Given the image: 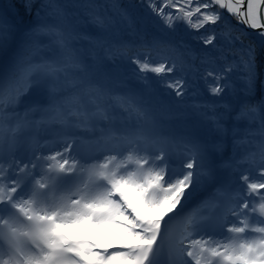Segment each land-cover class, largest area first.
I'll return each instance as SVG.
<instances>
[{"label": "snow or ice", "instance_id": "1", "mask_svg": "<svg viewBox=\"0 0 264 264\" xmlns=\"http://www.w3.org/2000/svg\"><path fill=\"white\" fill-rule=\"evenodd\" d=\"M262 67L264 0L0 10V264H264Z\"/></svg>", "mask_w": 264, "mask_h": 264}, {"label": "trees", "instance_id": "2", "mask_svg": "<svg viewBox=\"0 0 264 264\" xmlns=\"http://www.w3.org/2000/svg\"><path fill=\"white\" fill-rule=\"evenodd\" d=\"M4 2L6 4H8L10 7H12L14 9V11H16V9H18L20 7V4H21V0H4ZM120 3L121 4H125V5L126 4H129V3H134V4L139 5L140 4V0H120ZM20 11H21V15H23L22 9ZM137 11L138 12H147V9L146 8H143V9L138 8ZM25 19L28 20L30 18L25 17ZM231 23L233 25H235V23L232 20H231ZM238 30L244 31L246 33V35L248 36L249 39H253V37H251L245 30H242L240 28H238ZM177 35L184 36V38L187 41L188 45L197 54H200L201 53V50H202L203 46L197 40H195L193 38L194 37V33L193 34H188L187 33V30L182 25H180V26L177 27ZM206 50L209 51V52H211L212 51L211 46H209ZM120 66L127 73V76L129 78H132V76H133V70H134V67L135 66L132 65L128 61H121L120 62ZM260 71H261V78L264 79V67H262L260 69ZM149 76H152V74L149 73ZM234 79L236 80V84L238 86L239 85V80L236 77H234ZM130 80L131 81L132 80L135 81L134 78L133 79H130ZM155 81H156V78L153 76L152 77V83H153L154 87L156 86ZM135 83H136V81H135ZM164 90H165V94H166V96H165L166 97V100L169 101V102H171V103H176L177 102V98L173 94H171L167 89H164ZM262 94H264V89H261L260 84H259V81H258V83H257V92H256V97L255 98L256 99H259ZM213 99H214L213 97H210L209 96L208 91H207V88L203 84V82H200L199 83V95L196 96V97H194V98L191 95H189L188 97L185 98V102H186V104H191L194 101L195 102H211ZM225 99L226 100H230L231 97L228 96V97H225ZM240 127L243 128V127H245V125L243 123H241Z\"/></svg>", "mask_w": 264, "mask_h": 264}, {"label": "water", "instance_id": "3", "mask_svg": "<svg viewBox=\"0 0 264 264\" xmlns=\"http://www.w3.org/2000/svg\"><path fill=\"white\" fill-rule=\"evenodd\" d=\"M229 19H231L235 24H236V21L234 18H231L229 17ZM238 28L242 29V30H245L250 36H254L255 37V33L259 30H253L251 29L250 27H247L245 25H238Z\"/></svg>", "mask_w": 264, "mask_h": 264}, {"label": "rangeland", "instance_id": "4", "mask_svg": "<svg viewBox=\"0 0 264 264\" xmlns=\"http://www.w3.org/2000/svg\"><path fill=\"white\" fill-rule=\"evenodd\" d=\"M13 10H14V9H12V12H13ZM229 122H231V121H229ZM229 126H231V125H229ZM98 242H101V243H102V241H98Z\"/></svg>", "mask_w": 264, "mask_h": 264}]
</instances>
